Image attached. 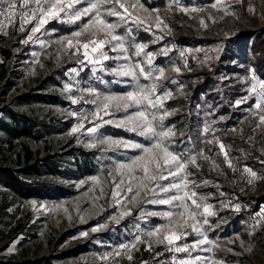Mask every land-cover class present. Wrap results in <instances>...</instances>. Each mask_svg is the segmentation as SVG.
Returning a JSON list of instances; mask_svg holds the SVG:
<instances>
[{
  "label": "rangeland",
  "instance_id": "obj_1",
  "mask_svg": "<svg viewBox=\"0 0 264 264\" xmlns=\"http://www.w3.org/2000/svg\"><path fill=\"white\" fill-rule=\"evenodd\" d=\"M152 1L155 5L147 6ZM193 1L179 0V4H176L174 0H147L149 3L145 4V1L139 0L143 8L132 9L130 5L136 3V0H122L125 6L129 7V11L143 19L145 24L137 26L131 21L124 24L118 17L105 14L109 22L120 25L114 30V34L124 37L123 43L127 52L112 51V46L117 43L113 41L103 49L110 59L102 61V64H91L87 61L79 62L84 60L82 48L76 52L75 49L66 50V42L56 43L62 37H71L73 32L80 30L88 21V17L69 22L68 18L61 14L60 19L49 20L41 31L35 34L33 40L24 43L36 21L24 25V31H20L21 13L25 11L20 7L23 0H10L17 7L14 16L5 18L7 13L0 16V46L11 47L14 53L24 55L22 60L17 57L16 60L7 59L6 75L10 74L11 81L16 78L19 81L16 87L3 96V82L0 81V102L5 104L16 94H26L35 86L36 79L44 78L66 63H74L75 65L62 73L57 93L58 97L62 98L59 99L61 104L50 107L55 114L66 119L71 118L73 123L66 133L53 138L60 142L58 147L69 142L67 149L77 147L84 151L97 152L94 159L97 168L92 176L63 183L64 187L70 188L67 192L74 191L72 195L57 202L29 199L20 206L23 213L28 212L30 215L26 224L37 226L38 237L25 244L36 251L34 258L30 260L45 258L51 264H150L161 250L169 251L167 242L153 243L157 237H148L144 233L158 226H175L178 220L175 214L182 211L176 207L180 201H173L172 204H155L149 201L167 199L183 193L176 190L165 193L159 188L152 193L144 189L134 203H129L125 197L132 194L127 192L125 175L123 178L126 183L122 186L120 195L113 198L115 182L122 178L117 171L118 165L130 163L141 154V150L99 142L101 139L111 138L149 146L152 143L149 137L129 130L130 126H117L119 121L126 119L128 115L144 109L130 107L125 111L123 108H110V115L101 112V116L113 123L103 124L101 120L94 118L97 105L90 101L96 99V96L89 93L82 99L79 96L84 92L90 78L93 88L101 96L124 95L133 91L136 81L129 76L117 75L116 72L120 66L134 65L144 60L143 54L140 57L134 55V45L143 44L146 45L145 53H151L154 57L151 66L143 65L145 71H148L149 67L165 69L164 77L155 81L157 90L153 99L165 92L171 93L168 99L162 101V108L147 109L149 119L151 113H156L157 119L153 121V125L157 126V130L162 123L165 128L171 127L175 132V135L166 141L170 151L184 157H197L199 167L192 164L187 166V171L191 173L188 180L195 182L189 184V189L197 193L198 202L203 197L202 205H211V211L215 212V215L207 216V224H203L204 217H197L201 222L198 226H202L204 235L215 243L200 245L189 252L169 251L172 259L176 264H180L182 260L192 261V264H264V179H256L249 184L251 177L245 171L249 168L255 171L258 177H264V124H260L258 115L252 114L255 111V96L250 95V87L257 82L253 79V69L244 68L243 64L233 61L229 44L231 39L238 38L240 32H244L248 35L245 44H239V49L250 54L254 35L262 34L264 29V0H222L221 6L215 9L211 5L216 0L203 5L194 4ZM32 6L34 5H31L30 0V7ZM86 6L85 0V3L77 7ZM181 7L200 10L185 13L180 11ZM118 10L123 12V9ZM157 14L168 25L167 28L161 26L163 30H160L155 27ZM251 17H255L258 24H253ZM201 20L204 21L203 25ZM56 24L66 26L70 31L58 36L54 27ZM149 27L150 30H145ZM128 29H131L130 33ZM141 33L145 38L143 41L140 39ZM91 38L93 37L90 33H85L79 39L87 41ZM95 38L105 39V35L101 33ZM41 40L45 42L43 47L39 42ZM197 49L199 51H196ZM181 51L184 52L183 56ZM89 52L91 54L90 49ZM91 55L98 57V54ZM117 56L121 58L112 59ZM252 61L254 62L253 59ZM177 67L181 69L180 72L174 70ZM72 69H76V72H72ZM139 83L150 84L152 81L140 77ZM66 85L70 90H65ZM245 97H248L246 103H237ZM73 99L78 102L73 103ZM165 111L169 115L161 122L159 115ZM81 123L84 128L72 133V128ZM95 124H101V127L94 133H89L87 129ZM113 131L124 133L116 136ZM234 140L241 141L242 145L235 147L231 143ZM92 144H95V147H90ZM221 144L224 145L223 150L220 148ZM203 156L208 159H203ZM233 157H238L242 162L239 174L228 165V161ZM135 174L137 177L141 175L140 172ZM172 182L173 178L169 177L168 180L159 181V184L166 186ZM175 182H179V178H176ZM132 184L135 186L137 181L133 180ZM149 188H155V183H149ZM117 200H122L123 204H117ZM186 202L191 205V201ZM129 209L131 215H121ZM198 211L202 212L203 206ZM153 212H173L172 223L159 215H151ZM123 223L129 228L124 229ZM176 232L178 235L181 232L186 235L177 241L175 246L191 245L203 238L190 227H177ZM51 235L62 239L59 248H56L55 242L51 240ZM137 235H140L144 243L137 244L130 253L128 250L119 249L121 244L133 242ZM22 237L23 235L18 233L15 237L0 241V248H5V254L18 252ZM40 241L43 244L37 250ZM149 244H152L151 249ZM249 247L251 251L247 250ZM9 248L12 250L9 251ZM117 250L122 252L120 256H116ZM69 251L72 252L70 256L57 258L61 252ZM126 253L132 258L128 259Z\"/></svg>",
  "mask_w": 264,
  "mask_h": 264
},
{
  "label": "snow or ice",
  "instance_id": "obj_2",
  "mask_svg": "<svg viewBox=\"0 0 264 264\" xmlns=\"http://www.w3.org/2000/svg\"><path fill=\"white\" fill-rule=\"evenodd\" d=\"M86 2L87 6L80 8L77 6L85 3V0H31V5L34 6L30 7V0H23V3L20 5V7L25 9V11L21 13L22 19L20 31H24V25L31 23L33 20L36 21L35 25L30 30L29 36L24 40V43H28L29 41L33 40L35 34L39 33L44 25L49 22V20L60 19L61 14H63L68 18L69 22L79 21L82 17L89 18L88 21L81 26L80 30L72 33L71 37H62L60 40L56 41V43L60 44H64L66 42V50L75 49L76 52H79L82 48L84 50V60L79 61L80 63L87 61L91 64H102V61L109 60L110 57L106 52L103 51V49L106 44H111L113 41H116L117 43L112 46V51L119 50L121 52H127V49L123 43L124 37L114 34V30L120 25L109 22L105 18V14L109 17H118L119 20L124 24H127L129 21H131L133 24L140 26L144 25L145 21L137 16H134L133 13L129 11V7H126L122 0H86ZM174 2L179 4V0H174ZM221 3L222 0H216V2L211 5V7L215 9L218 6H221ZM106 5L107 7H105ZM16 7L17 5L14 2H10V0H0V16H4L5 13H7L5 18L14 16V10ZM130 7L132 9H142L143 5L139 3V0H136V3L131 4ZM118 8L123 9V12L119 11ZM199 10L200 9L197 8H180V11L185 13L190 11L197 12ZM249 10L252 11V9ZM144 11H147V9H144ZM153 11L158 12V10ZM29 12L31 15H29ZM155 20V27L157 29L163 30V28L168 27V25L158 14L155 16ZM201 24H204L203 20H201ZM161 26H163V28ZM145 30H150V27L146 28ZM128 31L130 33L131 29H128ZM85 33H90L91 37L93 38L87 41H81L79 38ZM101 33L105 35V39H96L95 37ZM4 34L6 35L7 33L5 32ZM39 42L41 47L45 46L44 41L41 40ZM134 47L136 49L134 55L140 57L143 54L144 60L142 62H137L134 65L120 66L119 70L116 72L117 75L129 76L136 81V87L133 91H129L124 95L101 96L97 94L94 88H89L86 90L89 95L96 96V99H93L90 102L97 105V111L94 114V118L101 120L103 124L113 123L111 120H104L101 116V112H103L104 115H110V108H116L117 110L123 108L125 111L130 107L143 108L144 110L136 111L134 114L128 115L126 119L119 121L117 126H130L129 130L138 131L139 135L147 136L152 140V143L149 146L123 140H112L111 138L101 139L99 141L102 144L107 143L122 145L126 148L141 150V154L137 155L130 163L118 165L117 171L122 178L118 182H115V188L112 192V196L115 198L120 195L121 188L126 183V180L123 178L125 175H127V192L132 194L130 197H125L129 203H134L136 201V197L140 196L141 191L144 189H147L152 193H155L156 188H159L160 191L165 193L172 190L182 192V195H173L167 199L149 201L155 204H172L173 201H180L176 207L182 209V211H179L175 214L178 218L175 226H158L154 230L144 233V235H147L148 237H157V239L153 241V243L156 244H164L167 242V245L170 246L168 248L169 251L174 250L176 252H189L190 250L196 249L200 245L215 243L214 241L209 240L206 235H204L202 226H198L201 222L197 219L198 216H202L204 217L203 224H207V216L215 215V212L211 211V205H202L203 197H201L200 202H198L196 199L197 193L189 189V184H194L195 182L188 180V176L191 175V173L187 171V166L188 164H192L196 165V167H199L197 164V157L195 155L184 157L180 154L170 151L169 144L166 143V141L169 137L174 136L175 132L171 127L165 128L162 123L159 125V130H157V126L153 125V121L157 119L156 113H151V119H149V113L147 112V109L162 108V101L168 99L171 96V93L165 92L162 96H156L155 99H153L157 90V84L155 81L164 77L165 69L149 67V70L145 71V67L143 65L146 64L151 66L153 64L154 57L151 53H145L144 50L146 45L136 44ZM89 49L91 50V54H98V57L91 55ZM196 51H199V49ZM34 55L36 54L34 53ZM181 55H184L183 51H181ZM120 58L121 57L119 56L112 57V59ZM125 59H127V57H125ZM185 67H187V64H185ZM174 70L176 72H180L181 69L177 67ZM71 71L76 72V69H72ZM140 77H143L144 80L152 81V83L140 84ZM253 79L257 80V82L253 83L250 87V95L255 96V111L252 114L258 115L260 124H264V114H261L264 113V81L258 80V78L255 76ZM65 90H70L68 85L65 86ZM82 98L83 97H81V99ZM247 99L248 97H245L242 100L237 101V103H246ZM98 100L100 103H97ZM72 102L77 103L78 101L73 99ZM167 115H169L167 111L160 114V121L162 122ZM259 126L260 125L258 124L257 127ZM99 127H101V124H95L94 127L88 128L87 131L89 133H94ZM83 128L84 124L81 123L80 125L73 127L71 132L76 133ZM205 131H207V129H205ZM90 147H95V144L90 145ZM220 148L223 150L224 145L221 144ZM225 158L227 160V153H225ZM203 159L207 160L208 157L203 156ZM228 165L229 167H232L231 161H228ZM245 171L249 173L251 177L248 180L249 184H252L256 179H264V177H258L257 173L249 168H246ZM136 172H140L141 175L137 177L135 174ZM169 177L173 178L172 183L166 186H161L159 184V181L168 180ZM176 178H179V182H175ZM93 179L95 180L96 178ZM133 180L137 181L135 186L132 184ZM149 183H155V188H149ZM186 201H191V205H189ZM116 203L123 204V201L117 200ZM202 206L203 211H198ZM237 210H239V206H237ZM121 215H131V210L129 209L123 211ZM151 215H159L162 218L167 219L171 224L174 214L173 212H153ZM189 221H192V223H189ZM177 227H190L192 231L203 238L196 240L191 245H185L182 247L175 246L176 242L186 235V233L183 232L178 235L176 232ZM96 230L97 229H93V231ZM161 233H163V235H161ZM237 239L239 238L237 237ZM139 243H144V241L141 240L140 235H137L133 242L130 244H121L119 249L128 250V253H130L131 249L135 248ZM229 243H232V241H229ZM241 245L243 246V241H241ZM148 247L151 249L152 244H149ZM11 250L12 249L9 248V251ZM120 250L116 251V256H120L122 254ZM208 250L210 251L211 249ZM247 250L251 251V248L249 247ZM106 258L107 257H103V259ZM131 258V255L128 254V259ZM180 264H192V261L182 260L180 261Z\"/></svg>",
  "mask_w": 264,
  "mask_h": 264
},
{
  "label": "trees",
  "instance_id": "obj_3",
  "mask_svg": "<svg viewBox=\"0 0 264 264\" xmlns=\"http://www.w3.org/2000/svg\"><path fill=\"white\" fill-rule=\"evenodd\" d=\"M143 1L145 4L149 3L147 0ZM211 1L194 0L193 3L203 5ZM154 5L153 1L147 4L149 7ZM251 18L253 24H258L255 17ZM54 27L58 36L70 31L66 26L56 24ZM247 35L240 32L238 38L230 40L232 59L243 64L244 68L252 67L254 76L264 81V29L262 34L254 35L250 54L239 49V44H245ZM140 39H145L142 33ZM13 54L11 47L0 46L2 96L7 95L19 81L18 78L11 81L10 74L6 75L5 72V63L14 56ZM23 55L16 53L15 56L22 60ZM73 65L75 64H64L59 70L50 72L40 80L36 79L35 86L26 94H16L5 104L0 102V241L15 237L18 233L23 235L18 252L5 254V248H0V264H51L45 258L30 260L34 258L36 251L25 244L38 237L37 226L26 224L30 215L28 212L23 213L20 206L29 199L57 202L69 197L74 191L67 192L63 183L71 179L84 180L92 176L97 168L94 161L97 152L84 151L77 147L67 149L69 142L58 147L60 142L53 138L66 133L73 123L71 118L66 119L55 114L50 108L61 104L57 93L62 73ZM113 133L117 136L124 132ZM231 143L237 148L242 145L238 140ZM231 161L233 171L239 174L241 160L233 157ZM50 238L55 242L56 248H59L62 239H56L53 235ZM42 244V241L38 243L37 250ZM71 254V251L61 252L57 258L63 259ZM150 264L176 263L171 257V252L161 250Z\"/></svg>",
  "mask_w": 264,
  "mask_h": 264
},
{
  "label": "built area",
  "instance_id": "obj_4",
  "mask_svg": "<svg viewBox=\"0 0 264 264\" xmlns=\"http://www.w3.org/2000/svg\"><path fill=\"white\" fill-rule=\"evenodd\" d=\"M13 53H14V52H13ZM13 55H14V56H13L12 58H14V59L16 60V56H15L16 53H14ZM91 81H92V79L90 78L89 81H88V85L85 87L84 92L81 94L82 96L79 95L80 97H85V96L87 95V93H88L86 90L89 89V88H93L92 83H90ZM59 99L61 100L62 98L59 97ZM63 188H64L65 190H69V189H70L69 187H64V186H63ZM69 191H70V190H69Z\"/></svg>",
  "mask_w": 264,
  "mask_h": 264
},
{
  "label": "crops",
  "instance_id": "obj_5",
  "mask_svg": "<svg viewBox=\"0 0 264 264\" xmlns=\"http://www.w3.org/2000/svg\"><path fill=\"white\" fill-rule=\"evenodd\" d=\"M123 227H124V229H128L129 228V226L127 225V224H124L123 223ZM120 230L122 231V229L120 228ZM120 232V231H119Z\"/></svg>",
  "mask_w": 264,
  "mask_h": 264
}]
</instances>
